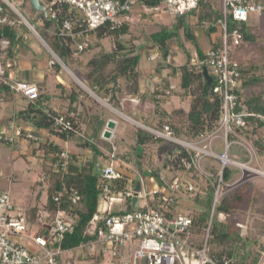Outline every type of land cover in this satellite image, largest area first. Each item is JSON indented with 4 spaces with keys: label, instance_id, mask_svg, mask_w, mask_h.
Returning <instances> with one entry per match:
<instances>
[{
    "label": "trees",
    "instance_id": "16d2710c",
    "mask_svg": "<svg viewBox=\"0 0 264 264\" xmlns=\"http://www.w3.org/2000/svg\"><path fill=\"white\" fill-rule=\"evenodd\" d=\"M43 1L47 3L50 0ZM24 2L25 0H22V4ZM134 2H138L147 8L158 7L162 4V0H133ZM57 7H59V10L55 18H51L49 15L44 17L40 12L34 11L29 5L27 8L25 5H20V10L56 57L73 72L72 65L77 61V54L82 55L91 48V37L113 40V46L110 51L95 53L90 57L88 65L91 69L84 74L85 81L83 82L97 96L105 99L113 107L119 108L121 95H134L139 89V63L141 55L136 49H140V46L137 48L134 45L133 50L131 46L129 47L121 41V38L129 32V23L125 21L120 27L113 29L108 25H103L94 31H88L83 23L82 14L75 8L67 4H59ZM6 13L10 18L19 20L11 11L6 10ZM189 15L193 17V23L186 24L181 21L180 27L171 30L161 27L159 31L150 34V40L155 45L168 49L169 40L179 38V29L182 28L185 40L187 39V42L190 41L191 45L194 46L193 53L196 55L197 63H193L192 61L194 59L193 53L182 42L179 43L178 46L184 53L185 61L180 65L169 63L164 66L165 68L163 69L167 71L166 74L155 83L152 92L142 94L138 107L148 106V109H145L143 112L141 120L147 121V117H149L150 120L148 122H150V125H153L152 128H160L162 124L166 123L170 126L176 137L183 136L186 139H196L200 134H210L219 127L222 116V99L220 95L212 91L210 86H207V81L202 71V68L206 66L204 63L205 54L195 39L194 29L199 28L204 30L208 36L215 33L217 31L216 19L221 16V7L217 4L216 0H199L197 8L190 11ZM64 19L73 20L75 22L73 29L80 34L66 37L59 35V26ZM203 22L206 24L204 25ZM233 28H237L241 32L243 40L250 45V50L242 48L243 45L229 48L231 60H237L240 64L239 81L242 91H236L239 95V103L236 105L235 110L241 111L244 109L247 112L253 113V115L245 118L246 124L244 126L235 127L234 131L250 140L257 156L263 157L264 138L259 135V131L264 129V119L262 118L264 117V65L260 66L258 61L264 56V32L258 27L248 24L247 21L237 22L230 17L228 18V29L232 30ZM85 35H87L89 44L83 50H78L77 44ZM0 36H5L10 40L7 54L11 55L13 51L12 44L17 42L21 36H18L14 26L7 23L0 25ZM221 43L222 38L219 33L215 41L212 42L211 47L218 46ZM123 49L127 51L120 54L119 51ZM246 51H251L256 58H247ZM52 60L54 71L57 72L61 69V66L57 61ZM112 60L117 61L114 72L112 74L104 73L105 68ZM160 67H163V65H160ZM256 69H260L261 72H256ZM156 70L162 69L158 67ZM120 77H124L125 79L124 90L119 86L118 79ZM170 78L177 80L176 87L171 89L168 88L170 87ZM57 85L61 89L60 98L66 102V110L64 112L51 108L47 112H44L36 106L40 100V87H38V97L34 100H28L23 95L12 93L6 86L0 85V101L11 96H19L28 100V105L19 111V115L22 116L24 113L23 119L26 121V125H31L32 127L31 129L28 128L32 136L26 139L27 146L29 145L32 150L30 154L36 155L37 153L36 156L42 159L40 179H37L36 182L40 185L46 183V201L41 209L37 208V206H32L25 211L28 220L31 224H35L39 221L38 214L42 210L45 213L42 223L47 227L41 228L40 233L48 234L51 237L48 227L53 224L56 211L63 209L70 213L72 217L71 225L64 234L61 247L65 250H71L82 241H88L93 237L86 230L94 213L97 212L100 206L102 196H104L103 186L106 185L112 195L118 196L129 187L134 186L137 177L131 179L128 175H123L119 179L101 178L96 156L102 150L89 140L86 143L91 146L94 156L92 159L82 160L75 153L68 151V162L66 165H62L64 160L60 154L65 150L63 143L74 136L76 123L82 120L84 115H89L90 122L96 121L93 136L94 138H99L102 132L103 121L98 120V115L86 112V101L93 103H96V101L82 87L74 82L69 83V86L61 83ZM167 90L168 93H166ZM172 95L187 102V108L177 107L170 111L165 109L162 103L166 97ZM60 115L65 116L66 119L71 121V130L60 131L52 126L53 119ZM42 128L47 129L49 135H56L60 138L63 141L62 144L50 140L49 136L43 137L39 133ZM25 133L22 128L19 136L25 138ZM135 136L137 148L139 145V148H141L148 141L163 143V139L154 137L148 130L142 127H137ZM235 138L234 134H229V140H234ZM0 143L11 146L14 144L2 139H0ZM174 147H176L175 151H170L169 160L165 163L166 168L174 172L173 177L182 172L180 158L185 154L184 150L178 145ZM141 151L137 152L138 156H141ZM211 167H208L210 168L209 171L212 173L216 172L217 169ZM236 170L238 169L235 167L224 168V179H234L235 174L238 173ZM139 173L146 182L149 179H153L157 185L164 184L161 178L164 176H160L158 171L140 170ZM42 177L43 179H41ZM173 177L169 180H172ZM192 178L194 182H197L194 177ZM208 186L204 195L201 196L200 193H196L197 195L193 198L194 202L197 203L202 199L201 202H203L202 205L204 207L201 211H191V230L197 234L201 233L202 227L206 225L211 208L213 188L210 183ZM249 187V183H241L224 192L214 212L230 216L234 212L241 211L244 203L249 199ZM64 190L73 191L75 195L79 196V199L73 202L65 196L59 204L55 203L53 197L58 192ZM167 205L172 210L185 208L184 205L179 203ZM112 212H116V209ZM258 237H247L239 231L232 230L229 225L215 223L212 218L208 253L217 258L225 257L229 259L230 264H259L261 258L264 256V233L261 232ZM85 257L89 258L87 255Z\"/></svg>",
    "mask_w": 264,
    "mask_h": 264
},
{
    "label": "built area",
    "instance_id": "2783aa9c",
    "mask_svg": "<svg viewBox=\"0 0 264 264\" xmlns=\"http://www.w3.org/2000/svg\"><path fill=\"white\" fill-rule=\"evenodd\" d=\"M43 3L47 15L51 18L56 17L59 4H67L75 8L82 14L86 29L94 31L103 25H108L112 29L120 27L129 19L133 0H50L47 3L43 1ZM198 3L199 0H162L160 6L152 7L151 10L156 11L163 7V10L170 16L179 19L196 9ZM6 10L16 14L19 20L10 18ZM261 10L259 4L250 0H221V16L216 19V25L221 33L222 43L210 47L204 52L205 67L209 75L212 76L209 86L222 99L221 121L215 130L223 132L222 152H215L210 146H199V143L206 139L211 142L215 131L207 135L200 134L193 141H189L176 137L166 123L162 124L160 128L145 126L146 130L154 137L173 142L184 150L185 154L180 158L182 173L180 172V175L178 173L172 180L161 177L164 184L152 188H149L144 178L138 174L134 186L129 187L118 196L112 195L109 188L104 185L102 200L107 205L98 208L86 230L93 237L88 241H82L74 249H79L82 255L99 260L102 264H191V261L194 264H230L229 259L217 258L208 253V241L211 236V223L215 207L223 193L242 179L244 172L264 173L260 169L250 168L247 162L229 156V149L233 144L238 143L248 150L245 143L237 140L240 136L234 131V128L244 126L245 118L253 113L244 109L235 110L239 103V95L236 91H242L239 81L240 64L237 60H231L229 48L239 47L244 40L237 28L228 29V18L243 22L248 20L250 14L259 15ZM4 23L15 28L21 23L27 27L29 32L39 36L14 0H0V25ZM74 24L73 20L64 19L59 26V35L66 37L80 34L74 31ZM203 24L206 23L203 22ZM25 37L23 36V38ZM88 44L89 41L85 35L78 42L77 49L83 50ZM9 45L10 40L5 36H0V85L6 86L12 93L23 95L28 100H34L39 95L38 85L31 81L14 79L11 72L13 61L7 54ZM148 58L153 63L159 62L157 53L149 54ZM192 61L197 63V58ZM49 64L52 65L53 60H50ZM173 87L174 85H171L170 89ZM262 118L264 119V117ZM52 126L60 131L72 129L71 121L63 115L55 117ZM22 128L26 132L25 138L19 136ZM9 129H13V133L9 134L3 130L0 132V139L15 143L18 138L26 141L32 136L30 130L21 125L13 126L12 124ZM230 133L234 134L237 139L229 140ZM100 136L106 140L111 137L105 138L103 131ZM105 155V160L97 162L101 178H122L123 173L118 167L120 160L117 157L115 145H111ZM60 156L64 160L62 165H66L68 151L64 150ZM202 157L214 158L218 161L216 172L212 173L201 167ZM233 167L240 170L241 174L237 179L225 180L224 168ZM193 171L205 177L213 188L208 220L199 234L191 230V211L195 208L184 200L185 197L193 196L194 191L198 188L197 182L188 176ZM137 185H139L136 194L137 204L133 207L131 205L132 197L136 192ZM65 196L73 202L79 199V196L75 195L73 191L64 190L58 192L53 200L59 204ZM116 202H121V204L117 206L116 212H112L115 209L112 205ZM175 203L182 204L185 208L172 210L167 205ZM25 211L16 205L7 192L0 190V264H59L60 255L66 251L61 247V241L71 225L70 213L63 209L56 211L53 224L48 227L50 237L48 234L40 233V229L47 226L43 223L42 227L31 224ZM30 227L35 228L36 231L30 232ZM259 264H264V256Z\"/></svg>",
    "mask_w": 264,
    "mask_h": 264
},
{
    "label": "rangeland",
    "instance_id": "374dc122",
    "mask_svg": "<svg viewBox=\"0 0 264 264\" xmlns=\"http://www.w3.org/2000/svg\"><path fill=\"white\" fill-rule=\"evenodd\" d=\"M250 1H252L255 4H259L261 6V9L264 10V0H259V1L250 0ZM216 2L221 7V0H216ZM137 4L138 2H134L132 6V10L130 14L134 13L135 18L131 20V22H129L130 23L128 29L129 32L127 33V35H124L121 38L122 39L121 41L129 47L131 46L133 49L134 45L135 47H137L140 43L141 45H143L145 42H148L149 40V44L146 47L148 49L147 52L144 53L143 48L142 49L138 48V50L136 49V51H138L142 57V62L140 64L139 69H141L142 71L145 72V74H147L149 72L153 73V70H156L158 67L163 71H165L163 68H165L164 66L168 65L169 63H172L174 65L182 64L185 61V58H184V53L181 50V48H179L178 44L182 42V44L187 49H189L192 53L194 52V46L191 45L190 41L187 42V39L185 40L182 34L183 33L182 28L179 29V38L177 39L172 38L171 40H169L167 46L168 49H164L160 45H155L150 40V34L155 31H159L163 26H165L168 30L180 27L177 26V24H179V20H177V18L171 19L169 16L167 17L161 11L150 12L148 9H146L147 7L137 8ZM20 5H25L26 8L28 5L31 6L29 1L27 0H25V2L23 4L21 3ZM263 10H261L260 15L250 14L247 20L248 24L258 27L259 29L262 30V32H264ZM157 12L163 13L164 17L163 16L157 17L156 16ZM14 16H16V18L19 19V17L16 14H14ZM31 17L33 18V16ZM190 18H191L190 15H185L183 18V22L187 24L188 22L192 23L193 20ZM22 25L23 24L20 25L21 29L24 27ZM25 27L23 29L28 33L27 34L28 36L31 35L35 39V41L40 43L43 47L44 46L47 47L46 46L47 44H45V42L39 37L40 35L37 36L36 34L29 32L27 30V27L26 28ZM196 32L199 35L198 40L201 41L202 33L198 30H196ZM90 40H91V48L85 51L82 55L77 54L78 56L77 61L75 64L72 65V68L74 69L75 73L70 68L62 66L59 63V59L53 56L54 61H57L61 66L60 69L61 74L64 77L62 78L63 83L74 82L78 84L80 87H82L83 86L82 83H84L83 81H85L84 74L90 71L91 69V67L88 65L91 56L87 52H89L94 48H97L96 53H102L105 51H110L112 49L113 40L109 38L95 39L94 37H91ZM240 46H242V48H244L245 50H250V45L245 41ZM125 51L127 50L123 49L119 51V53L121 54ZM154 52H156L158 55V59H159L158 63H153L148 58L149 57L148 54L149 53L152 54ZM38 53L43 55L41 50L38 51ZM246 53H247L246 54L247 58L248 57L256 58V56L252 54L251 51H246ZM21 58L22 56L19 57V59ZM193 58L195 59L196 55H194ZM258 63L260 66L264 65V56L261 58L260 61H258ZM116 65H117V61L112 60L110 64H108L107 67L105 68L104 73L112 74L115 70ZM160 65H163V67H160ZM255 71L261 72L260 69H256ZM72 74H74L76 77L73 76ZM77 78L80 79L81 83L76 81ZM118 82L120 85L124 87L125 85L124 77H120L118 79ZM85 91L96 101V103L86 101L85 105L86 107L90 108L91 110L90 113L96 114L98 116H100V114H104V111L107 116H110L112 113H116L114 107L111 104H109L105 99H102L101 97L97 98L98 96L97 97L94 96L95 94L94 95L91 94V92H89L88 90ZM182 103L183 101L180 100L179 97L172 96L170 97V99H167V101L164 103V107L167 110H172L173 108L182 107L185 105ZM145 108L147 107L145 106ZM185 108L187 107L185 106ZM78 122L76 123L77 125L75 128L74 136L72 137V139H69L70 143H68V145L63 143V148L69 152L75 153L78 156V158L82 160H90L92 149L91 146L87 145L86 143L87 140L85 139V137L94 138V136L92 137L93 124L88 123V127H86V125H83L84 123L82 120H79ZM131 123H132L130 124L131 126L129 124L128 125L124 124L122 126L123 130L121 134H118L116 138L114 137L113 134L108 140L104 138L96 137L95 140H98V142L96 141L97 144L101 145L105 152H107L110 149L111 145H115L117 151V157L120 160L118 163V167L119 169L122 170L123 175H128L131 179H134V176H137V173H139L140 170L158 171L160 176L162 175L165 177L166 180H169L171 177H173L174 172L171 169L169 170L168 168H166L165 163H167L169 160L170 151H175L176 147L174 146L177 144L163 139V143L154 142V141L146 142L141 147L142 151L141 148H139L140 145L138 149H136L137 146V139L135 136L136 129L137 127H142L143 129L146 128L142 124L133 123L132 121ZM6 126L7 123H5L4 125L2 123L0 125V130L2 131L5 130ZM77 133H79L80 135ZM259 135L262 136V138H264V129L259 131ZM213 136L214 137L211 139V142L209 139H206L205 141H201L199 143V146L201 147L210 146V148L213 151L222 152L223 150L222 130L217 132L215 131V134H213ZM239 136L240 138L238 137V139L237 138L236 139L245 143L248 150H246L243 146H241L238 143L233 144L229 149V156L236 160L247 162L250 168L260 169V171L262 170L264 173V156L263 157L257 156L255 149L251 144L250 140L246 139L241 135ZM178 137L182 139H186L183 136H178ZM186 140L193 141V139H188V138ZM18 141L24 142L26 146L22 145V143ZM18 141L15 142L12 146L9 144L0 143V190L7 192L10 195V197L15 201L16 205L23 210H26L32 206H37V208L41 209L46 201V183L44 184L42 183V185H40L36 181L37 179H40L39 175L41 173L40 171H41L42 159L39 156H36L37 153L36 155H33L30 154L28 151H25V147H26L27 150L32 152V150L29 148V145L27 146V140L25 141L18 138ZM138 151H141V156L137 155ZM103 159L104 160L106 159L105 155ZM218 164H219L218 161L214 158L202 157L200 160L201 167L207 169L208 171L210 169L208 167L211 166L217 169ZM236 171L238 173L235 174L234 179H237V177H239V175L241 174L240 170H236ZM191 175L192 177H194V179H196L197 184L199 185L197 186L198 188L194 191V195L188 198L191 199V204H192L193 198L197 195L196 193H200L201 196L204 195L207 189L206 187H209L208 185L210 182L205 177L198 175V173L195 171L188 174V176L190 177ZM151 183L156 184V182L153 179L151 180ZM241 183H249L250 185L249 187L250 194L248 197L249 199L246 203H244L242 210L238 212H234L230 216H225L218 212H214L213 221L215 223H223L225 225H229L232 230L239 231L240 233L246 235L247 237L248 236L258 237V235L261 234V232L264 233L263 231L264 174H256L254 171H246L244 172L242 179L237 182V185L238 184L240 185ZM201 200L202 199H200L198 203L195 202L194 204H192L195 208L194 211H201L204 209L202 205L203 202H201ZM41 211L42 210H40V212ZM41 214H43L44 216L43 211ZM29 231L35 232L36 229L30 227ZM71 252L76 253V255H74L73 253L74 257H72V259L75 258L77 254L80 256V257L77 256L79 260H81V258H87L81 254L82 252L79 249H71ZM71 252L68 251L67 254H70ZM65 253L66 251L62 253L60 256H64ZM90 259L93 260L92 257ZM94 260L96 262H100L99 260L96 259ZM99 264H102V262ZM191 264H194L193 261H191Z\"/></svg>",
    "mask_w": 264,
    "mask_h": 264
},
{
    "label": "crops",
    "instance_id": "0c3cea01",
    "mask_svg": "<svg viewBox=\"0 0 264 264\" xmlns=\"http://www.w3.org/2000/svg\"><path fill=\"white\" fill-rule=\"evenodd\" d=\"M14 1H16V3L19 6L22 3V1L19 2L20 0H14ZM133 4H132V6H133ZM142 7L146 8L144 5H141L140 3L137 4V8H142ZM146 9H148L150 12L154 11V10H151V8H146ZM160 9H162V10H160ZM156 11H161L167 17L169 16L171 19H174V17L170 16L167 12H165L163 10V7H160ZM163 13L157 12L156 16L157 17H161V16L164 17ZM186 15H189V13ZM190 17H191L190 19H192L194 21V19L191 15H190ZM134 18H135V14L129 13V19L127 20V22L128 23L131 22V20H133ZM183 18H184V16L181 19L180 18L177 19V20H179V24H177V26H180V22L183 21ZM188 23L190 24V22H188ZM163 27H165V26H163ZM196 30H198L202 33V37L200 36L201 41L198 40L199 35L196 32ZM16 32H17V34L20 33L18 36H21V38L17 42H14L12 44L13 45L12 46V50H13L12 54L8 55L9 59H11L13 61V66H12L11 72H12L14 79H23V80L31 81V82L36 83L38 85V87H40V100L37 103V105L36 104L35 105L38 108L42 109L44 112L45 111L47 112L50 108L53 110H59V111L64 112L66 110V102L62 98H60L59 94L61 93L60 92L61 89H60L59 85H57V84L61 83V84H64L66 86H69V82L63 83L62 78H64V77L61 74V70H58L57 72H55L53 65L49 64L50 60L53 59V56H54L52 54L53 52L51 53L50 48L48 49L45 46L43 47L40 43L35 41V39L31 35H29L30 36L29 37L27 35L28 33L23 28L22 29L20 28V25L16 27ZM219 33H220V30L218 27H217V31L215 33H212L210 36L206 35L204 30L197 29V28L194 29L195 39L198 42V45H199L200 49L203 51V53L208 48L211 47L212 42L215 41V38H216L217 34H219ZM23 36H26V37L23 38ZM148 44H149V40H148V42H145L143 44V46L140 43L137 46V48L140 46V49L143 48L144 53H145L148 51V49L146 48ZM40 50H41L43 55L38 53V51H40ZM96 52H97V48H94L87 53L90 56H92ZM154 53H156V52H154ZM149 54H151V53H149ZM20 56H22L21 59H19ZM145 56H146V54H145ZM141 62H142V57L140 56L139 67H140ZM166 72L167 71H163V70H153V73L149 72V73L145 74L144 71L139 69V89L136 92V94H134V95H125V94L121 95V97L119 99L120 107L119 108L114 107L116 113H112L110 116H107L105 114V111H104V114H100L98 120L101 122L103 121L102 131H104L107 128V126H106L107 122L110 120L114 121V124H115L114 127L111 129V134H113L115 138L118 136V134H121V132L123 130L122 126L124 124H127V125L132 124L131 121L133 123H139V124H142L144 126L153 127V125H150V122H148L150 120L149 117H147V121L141 120L142 119L141 116H142L143 112L145 111V109H148V108H145V106H142L143 108L142 107L139 108L138 107L139 99L141 98L143 93L152 92L154 89L155 83L159 79L164 77ZM72 75L75 76L74 74H72ZM76 81L81 83L80 79H78V78ZM169 82H170V86L174 85V87H176L177 80L175 78H170ZM82 84L84 86V87L82 86V88H84V90H88V91L90 90L84 83H82ZM119 86L121 87L122 85L119 84ZM168 88H170V87H168ZM121 89L124 90L125 88L122 86ZM91 94L94 95L95 93H91ZM94 96L97 97L96 94ZM172 96H168L165 98V100L162 103L163 107H164V103L167 101V99H170V97H172ZM173 97H177V96H173ZM97 98H99V96ZM182 104H185L184 106H182L180 104L183 108H185V106L187 107L188 103L183 101ZM27 105H28V100L21 98L19 96H13V97L11 96L9 98H5V99L0 101V125L2 123H3V125L5 123H7V126L5 128L6 132H8L9 134L13 133L14 130L9 129V126L12 124H13V126L20 124L22 127H25L27 129L32 128L31 125H26V121L23 119L24 113L22 116L19 115V111L23 110ZM146 107H148V106H146ZM83 109H85V108H83ZM90 111H91L90 108L86 107V112L88 114H91ZM168 111H170V110H168ZM89 117H90L89 115L83 116V119H82V121L84 123L83 125H86V127H88V123H91V124H93V129H94L96 121L90 122ZM152 123H153V121H152ZM132 127H133V125H132ZM1 131L2 130H0V132ZM39 133L42 134L43 137L49 136L50 140H53L56 143L62 144V142H63L56 135H52V134L49 135L47 129L42 128V129H40ZM77 134H79V133H77ZM92 134H93V132H92ZM92 137H93V135H92ZM99 138H101V137L99 136ZM70 139H72V138H70ZM85 139L91 141L100 150H102V152L96 156L97 162L102 160L106 152L104 151V149L101 145L97 144L98 140H95V138H88V137L87 138L85 137ZM180 139H182V138H180ZM69 141L70 140L64 141V143L66 145H68V143H70ZM21 143H22V145H25L24 142H21ZM66 145H64V146H66ZM136 149H138L137 146H136ZM25 151H28L29 153H31V151L26 149V147H25ZM90 156H91L90 157L91 159L94 157L92 150H91ZM164 168H165V166H164ZM181 173H179V175ZM138 174H140V173H137V175ZM136 177L137 176H134V179ZM191 177H192V175H191ZM146 183H147L149 188H152L153 186L157 185V184H152L151 179H149V181ZM184 200L186 203L191 204V199H188V197H185ZM194 203L195 202L193 200L192 204H194ZM120 204H121V202H116V203H113L112 206L116 209L117 206H119ZM106 205L107 204H104L103 200L101 199L99 207L102 208V207H105ZM41 213H42V211L39 212V214H38L39 221H37L35 224H33L34 226L42 227L41 225H42V222H43L42 220H43L44 216ZM44 215H45V213H44ZM68 251L71 252V250H66V253L64 254V256L59 257V264H99V263H101V262H96L94 259L92 260L90 258H81V260H79V258H77V256H79L78 254L75 258L72 259V257H74V255H76V253L71 252L70 254H67ZM73 253H74V255H73Z\"/></svg>",
    "mask_w": 264,
    "mask_h": 264
},
{
    "label": "water",
    "instance_id": "95a60500",
    "mask_svg": "<svg viewBox=\"0 0 264 264\" xmlns=\"http://www.w3.org/2000/svg\"><path fill=\"white\" fill-rule=\"evenodd\" d=\"M29 1L30 5H31V8L34 10V11H37V12H40L44 17L47 16V12H46V9H45V5L43 3L42 0H27ZM54 54V53H53ZM54 56L56 57V55L54 54ZM59 63L62 65V66H65L60 60H59ZM202 71H203V74H204V77L207 81V86H209L211 84V77L207 71V68L204 66L202 68ZM91 92V90H89ZM93 93V92H91ZM114 121L110 120L107 122V128L103 131V136L105 138H109L111 136V129L114 127ZM139 190V185H137L136 187V192L134 194V196L132 197V203L131 205L133 207L136 206L137 204V192ZM128 208H130V206H128Z\"/></svg>",
    "mask_w": 264,
    "mask_h": 264
}]
</instances>
